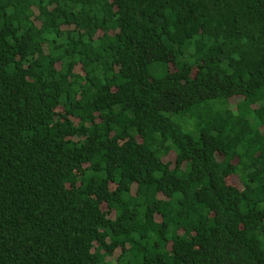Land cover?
Here are the masks:
<instances>
[{"label":"trees","instance_id":"16d2710c","mask_svg":"<svg viewBox=\"0 0 264 264\" xmlns=\"http://www.w3.org/2000/svg\"><path fill=\"white\" fill-rule=\"evenodd\" d=\"M0 264H264V0H0Z\"/></svg>","mask_w":264,"mask_h":264}]
</instances>
